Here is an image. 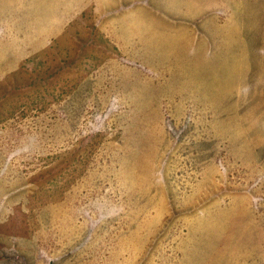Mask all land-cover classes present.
Here are the masks:
<instances>
[{
	"label": "rangeland",
	"instance_id": "1",
	"mask_svg": "<svg viewBox=\"0 0 264 264\" xmlns=\"http://www.w3.org/2000/svg\"><path fill=\"white\" fill-rule=\"evenodd\" d=\"M0 264H264V0H0Z\"/></svg>",
	"mask_w": 264,
	"mask_h": 264
}]
</instances>
